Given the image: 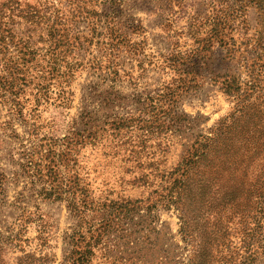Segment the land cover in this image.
<instances>
[{"label": "rangeland", "instance_id": "1", "mask_svg": "<svg viewBox=\"0 0 264 264\" xmlns=\"http://www.w3.org/2000/svg\"><path fill=\"white\" fill-rule=\"evenodd\" d=\"M253 94L264 110V0H0V226L20 205L36 211L26 249L43 223L59 263L75 219L64 202L35 195L42 181L23 172L40 145L42 171L53 149L58 173L77 176L89 236L103 232L101 220L110 225L90 264H189L179 212L164 198L168 178L189 167L226 181L216 195L213 184L192 189L195 239L208 206L241 193L225 165L264 132V115L246 110ZM210 145L228 154L209 160ZM231 216L229 251L213 264H264V248L234 255L244 236Z\"/></svg>", "mask_w": 264, "mask_h": 264}, {"label": "trees", "instance_id": "2", "mask_svg": "<svg viewBox=\"0 0 264 264\" xmlns=\"http://www.w3.org/2000/svg\"><path fill=\"white\" fill-rule=\"evenodd\" d=\"M234 84L240 85L237 80H235ZM257 96L253 94L254 99L246 106V110H251L253 113L259 112V114L264 115L263 106L261 109H258L259 104L255 99ZM18 113L22 114L21 112ZM210 141L212 144L215 143L214 139H210ZM242 141L246 143L244 147L235 148L230 151L238 157L233 159L234 165L231 163L225 165V168L230 169L228 171L229 175L233 174L232 181L227 184L231 185L239 181L241 193L239 197L228 202L221 199L220 203L209 205L210 212H208V215L196 220L201 221L200 226L202 230L200 229L195 239L192 236V220L189 216L191 210L189 208V201L192 198V189L199 183L202 186H208L210 190V186L213 184L211 187L212 195H216L215 191L217 187L215 186H220L223 183L226 184V181L222 182V176L220 177L214 172L213 174L209 173L206 176L207 179H199L197 178L196 170L189 167H184L181 172L172 173L168 178L169 185L166 188L167 192L164 198L171 201L179 212L181 222L179 231L186 245H189L193 250L189 264H197V260L201 261L202 264H213V258L221 260L225 258L224 252H228L230 246L228 245V238L232 235L230 231L231 215L239 217L237 220V223H240L238 230L244 236L239 246L233 248L234 255L242 253V258L251 259L258 249L264 248V245H261V239L258 240V237L255 236L256 232L259 233V236L264 235V147H259V145L264 146V132L260 137L255 136L253 140L249 138ZM38 147L41 148L40 145H36L34 146L35 151L31 148L25 154L21 165L25 169L23 170L24 174L27 172L29 176L42 181L38 189H33L34 194L45 200L64 202L69 213L75 219L72 232L63 237L64 248L61 252V259L57 264H90L95 254V247L105 238V232L106 230L109 231L107 227H110V225L104 222L105 219L101 220L100 224L104 227L103 232L97 236H89V232L84 230L83 217L85 214L77 206L78 191L75 185L78 179L77 176L71 175L69 179H66L65 176L58 173L55 164L56 153L53 149H45V156L41 155V159L46 158L50 160L47 166L44 165L46 170L42 171L40 163L35 161L36 152L38 158L43 152V150L37 151ZM256 147H258L257 150H255ZM209 150V160L217 159V162L228 154V149L218 148L213 150L211 145ZM237 154H240V156ZM255 160L262 163L259 172L249 171L248 166L255 164ZM196 162L188 161L186 165L195 164ZM31 166H33L34 170H31ZM175 171H178V169ZM19 195H21V198H16V202L20 205L22 194L19 193ZM238 198H242V200H238ZM201 200L204 204L206 202L209 203L210 195H204L201 197ZM254 200L256 201L255 203L253 202ZM253 203L256 205L260 216V219L253 223V226L256 228L248 224L250 218L254 217L251 215ZM16 208L20 212L14 217L13 221L8 225L0 226V264H56L54 254L46 251V248L49 247L48 240L50 237L42 229L43 223L38 224L37 235L34 238L36 241L35 247L29 250L26 249L28 248L27 242L29 241V238L25 237L27 226L42 220V217L40 215L37 216L36 211L27 210L21 207V205ZM195 243L197 247H195ZM12 256L13 258L10 261L9 258Z\"/></svg>", "mask_w": 264, "mask_h": 264}]
</instances>
